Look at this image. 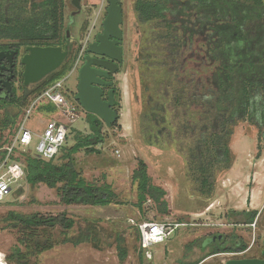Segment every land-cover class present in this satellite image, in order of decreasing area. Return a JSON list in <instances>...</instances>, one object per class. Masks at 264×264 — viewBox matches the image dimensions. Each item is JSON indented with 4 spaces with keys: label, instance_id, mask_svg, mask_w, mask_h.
<instances>
[{
    "label": "trees",
    "instance_id": "1",
    "mask_svg": "<svg viewBox=\"0 0 264 264\" xmlns=\"http://www.w3.org/2000/svg\"><path fill=\"white\" fill-rule=\"evenodd\" d=\"M132 11L138 28H146L150 34L147 43L152 47L146 48L142 65L155 69L154 74L166 79L162 82L152 77L153 86H156L159 94L150 112L142 114L141 122L150 121L153 125L161 126L166 123L165 115L170 116L167 132L174 135L173 139L179 145L187 175L192 179L196 193L204 198L211 197L215 190L216 175L232 167L230 139L233 128L243 122L257 130V156L264 144V0H184L181 5L177 0H135ZM178 15L182 18L177 19ZM63 21L64 0H0V50L62 47L64 44L71 50L72 43L63 34ZM88 26L84 22L81 36L84 37ZM193 47H197V50L192 53ZM80 49L81 42L73 52V58L66 60L32 88L20 84V94L12 88L11 93H6L0 99V109L3 110V119L0 121V163L6 155L2 149L6 143L2 132L14 128L18 116L31 99L70 72ZM189 56H193L196 62L192 69L186 67ZM113 99L114 110L118 114L117 89L113 90ZM37 111L50 119L55 108L46 105ZM85 120L90 132L84 135L70 127L66 141L69 134L74 133L73 145H63L54 158L45 160L19 152L18 156H11L10 159L22 164L23 178L28 185L42 184L55 189L61 206L124 205L125 202L110 184L88 183L76 169L75 155L81 150L87 155H100L98 147L106 138L103 133L105 125L100 119L86 113ZM111 127H118V119ZM151 129L152 126H149L147 133ZM131 180L136 184L135 207L139 212L150 201L160 214H167L166 191L152 184L143 160L137 162ZM258 214V210L233 211L230 217L235 218V224L250 225L256 221ZM4 220L6 229L37 231L59 228L64 236L61 244L78 246L90 243L94 249L101 250L98 229L93 225L76 236H68L76 222L65 211L56 215L9 212ZM141 221L148 220L142 218ZM135 232L139 242L136 227ZM32 236L35 237L34 234ZM208 238L213 241L204 245L207 240L204 238L198 243L202 252L208 251L190 264H199L218 254L240 253L247 248L243 242L238 247L229 246V241L234 243L237 239L235 236L229 241L216 233ZM25 241L26 238L21 240L22 243ZM123 242L124 239L117 236L116 250L121 264L128 255ZM39 244L35 238L34 252L53 247L50 241L45 240L40 250ZM144 256L139 248L140 264L144 263ZM13 258L16 264H27V254L18 247L8 260Z\"/></svg>",
    "mask_w": 264,
    "mask_h": 264
},
{
    "label": "rangeland",
    "instance_id": "2",
    "mask_svg": "<svg viewBox=\"0 0 264 264\" xmlns=\"http://www.w3.org/2000/svg\"><path fill=\"white\" fill-rule=\"evenodd\" d=\"M134 1L120 0L123 12L120 26L123 34V63L113 74V85L119 93V105L116 108L119 114L118 127L103 128L106 138L98 147L101 150L100 155H87L83 150L75 155L76 169L81 172L86 182L96 185L104 182L110 184L125 204L107 207H65L58 203L55 189H49L42 184L30 186L24 178L12 182V192L0 201V264H16L15 258L8 260L16 247L27 254V264H121L116 250L117 236L124 239V246L128 250L127 258L122 264H140L135 226L142 218L148 221L181 222L175 234L164 244L152 247L150 250L153 253L152 260L144 258L143 264H190L208 251L207 249L201 251L199 241L215 233L225 236L228 241L235 236L237 239L234 243L229 241V246L238 247L242 242L245 243L248 247L246 257L260 256L264 239V144L257 156L255 140L257 130L253 126L239 122L233 128L230 139L233 160L231 169L216 175L215 190L211 197L204 198L196 193L195 185L187 175L179 145L173 139L174 135L167 132L166 128H170V116L165 115L166 123L161 126L153 125L150 121L141 122L142 114L150 112L151 105L159 94L156 86H153L152 77L155 76L162 82L166 79L154 74L155 69L142 65L146 48L152 46L147 43L149 31L146 28H138L132 11ZM93 2L96 7L91 6L86 0H81V10L77 12L71 0H64L63 34L72 44L78 39L83 41L81 27L84 22L90 26L94 24L97 11L88 16L90 12L87 7L98 8L97 10L101 12L89 38H95L101 31V22L108 6L107 0H102L103 7L100 0ZM182 2L184 0H177L179 5ZM178 18L182 17L178 15ZM193 48L192 53L197 50V47ZM186 61L188 69L196 66L193 56L187 57ZM76 79V74L71 75L63 83V91L64 93L70 91L66 95L73 104L77 103L71 98L76 92ZM80 113L81 117L71 124V130L80 131L85 135L90 132L85 120L86 113L83 109H80ZM2 119L3 110L0 109V121ZM46 119L48 117L34 112L27 120L26 127L41 133ZM149 126H152V129L147 133ZM12 130L2 132L1 135L6 142L12 136ZM155 134L161 136L156 137ZM73 135L74 133L69 134L64 145H73ZM34 145L35 143L29 147L33 153ZM139 160L146 163L152 184L166 191L167 214H160L150 201L146 202L142 212L135 207L137 189L131 177ZM252 208L259 212L254 229L248 225L235 224L233 221L235 218L230 217L233 211H249L253 210ZM62 211L67 212L76 222L68 236H76L80 231L93 225L98 229L101 250L94 249L90 243L78 246L61 244L64 236L59 228L37 231L4 228L6 226L4 218L9 212L24 215L33 213L56 215ZM23 238H26L24 243L21 242ZM35 238L41 243L40 250L45 240L50 241L53 247L50 250L34 252ZM239 256H232L229 253L218 254L207 258L202 264H225L226 261Z\"/></svg>",
    "mask_w": 264,
    "mask_h": 264
},
{
    "label": "water",
    "instance_id": "3",
    "mask_svg": "<svg viewBox=\"0 0 264 264\" xmlns=\"http://www.w3.org/2000/svg\"><path fill=\"white\" fill-rule=\"evenodd\" d=\"M80 1L71 0L77 12L81 10ZM107 5L105 17L101 22V31L87 44L85 51L88 55L84 57V62L77 71V86L73 100L85 113L96 116L110 128L118 119V114L114 110L113 91L110 90L107 98L103 99V88L112 85L107 80L123 63V34L120 28L123 12L118 0H107ZM26 51L27 54L21 58V64L24 66L22 74L24 86L38 83L56 71L68 54L67 46L64 51L61 47H28ZM13 55L14 53H0V60L8 57V61L11 62ZM9 79L10 77L4 83L8 91ZM261 254L262 259H230L225 264H264V250Z\"/></svg>",
    "mask_w": 264,
    "mask_h": 264
},
{
    "label": "built area",
    "instance_id": "4",
    "mask_svg": "<svg viewBox=\"0 0 264 264\" xmlns=\"http://www.w3.org/2000/svg\"><path fill=\"white\" fill-rule=\"evenodd\" d=\"M95 27V22L90 26L89 31L81 42V53L87 47L89 37ZM78 61V60H77ZM77 62L64 79L46 88L40 95L34 97L28 106L18 116L12 130V136L3 146L6 151L5 158L0 163V201L5 199L12 192V182L24 177V170L20 162L12 161L11 156L15 154L28 153L38 158L49 160L54 158L64 145L69 133L71 124L81 117V107L73 104L63 91V83L76 70ZM51 105L55 108L52 118L45 120V126L41 133H37L26 127L30 115L38 108ZM34 145V153L29 147ZM180 224L158 221H141L136 224L139 233V248L144 252L147 260H152L153 253L150 251L156 244H164L178 229ZM254 229L255 222L248 225Z\"/></svg>",
    "mask_w": 264,
    "mask_h": 264
},
{
    "label": "flooded vegetation",
    "instance_id": "5",
    "mask_svg": "<svg viewBox=\"0 0 264 264\" xmlns=\"http://www.w3.org/2000/svg\"><path fill=\"white\" fill-rule=\"evenodd\" d=\"M94 40V38L90 39L89 38V41L88 43L92 42ZM69 42H71L69 40ZM79 40H76L73 44H72V49L70 50L69 49V46L67 44H64L61 49L62 51L65 50V47L67 46L68 48V54H67V57L65 58V60L63 61V63L66 61V60H70L71 58H73V52L75 51V49H77L78 45H79ZM26 48L28 47H24V48H20L19 50H16V49H7V50H0V53H4V54H11V53H14V55L12 56V59H11V62L8 61V57H3L1 60H0V99H3V97L6 95V93H11L12 91V88L16 90V92H21L20 90V84H23L24 85V82H23V77H22V74H23V70H24V66L21 64V58L27 54V51H26ZM86 50V48H85ZM83 51L81 53V51L79 52L75 62H77V67H76V70L74 72L71 73V75H77V71L79 69V67L83 64L84 62V57L86 55H88V53H86V51ZM78 60V61H77ZM74 62V64H75ZM12 65V66H11ZM73 68V67H72ZM72 70V69H71ZM70 70V71H71ZM21 73V74H20ZM70 73V72H69ZM9 79V85H10V91H8L5 87H4V83L6 82V80ZM113 75H110V78L107 80L108 82H111V86L109 87H104L103 88V91H104V96H103V99H106L107 98V95H108V92L110 90H114L116 89L115 86L113 85ZM77 81V79H76ZM36 84V83H35ZM34 84H30L28 86H25L27 88H32ZM77 86V85H76ZM70 91L67 90V93H69ZM71 94H69L70 96ZM75 95V94H74ZM74 95L72 94L71 97L72 99L74 98ZM262 245H263V248L261 249L260 251V256H257V257H251V259H262V251L264 250V239L262 241ZM248 248V247H247ZM245 249L243 252H240V253H229V254H232V256H238L240 255L239 257H233V259H239V258H249V257H246L245 256V253L248 249Z\"/></svg>",
    "mask_w": 264,
    "mask_h": 264
},
{
    "label": "crops",
    "instance_id": "6",
    "mask_svg": "<svg viewBox=\"0 0 264 264\" xmlns=\"http://www.w3.org/2000/svg\"><path fill=\"white\" fill-rule=\"evenodd\" d=\"M86 2H89L90 4H91V6H95L96 4L93 2V0H86ZM103 2H102V0H100V5L102 4ZM99 5V6H100ZM96 7V6H95ZM102 7H103V4H102ZM101 7V8H102ZM87 8H89V9H87L90 13H89V15L88 16H92V14L94 13V11H97L96 12V16H95V20H94V22H95V24L98 22V18H99V16H100V14H101V12H99L97 9L98 8H96V9H92V8H90V7H87ZM91 9H92V11H91ZM89 29H90V24H89V26L87 27V32L89 31ZM87 32L85 33V35L87 34ZM85 35H84V37H85ZM83 37V38H84ZM253 210H256V209H254V208H252ZM250 211V210H249ZM211 242V239L210 238H208L207 237V240L205 239V241H204V245H207L208 243H210ZM215 256V255H214ZM210 257H212V256H210ZM209 258V257H208ZM205 260H207V258L206 259H204L203 261H201L199 264H202V263H204L205 262Z\"/></svg>",
    "mask_w": 264,
    "mask_h": 264
}]
</instances>
